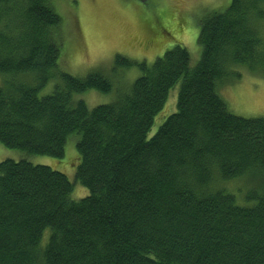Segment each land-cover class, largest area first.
I'll list each match as a JSON object with an SVG mask.
<instances>
[{
    "label": "trees",
    "instance_id": "trees-1",
    "mask_svg": "<svg viewBox=\"0 0 264 264\" xmlns=\"http://www.w3.org/2000/svg\"><path fill=\"white\" fill-rule=\"evenodd\" d=\"M54 3L0 0V144L23 155L0 163V264H264V117L219 93L239 68L264 78V0L207 10L197 63L181 45L152 65L117 55L113 72L141 75L95 108L75 97L113 81L60 70ZM68 146L73 178L28 160L62 162ZM236 179L251 183L243 203L217 184Z\"/></svg>",
    "mask_w": 264,
    "mask_h": 264
},
{
    "label": "rangeland",
    "instance_id": "rangeland-1",
    "mask_svg": "<svg viewBox=\"0 0 264 264\" xmlns=\"http://www.w3.org/2000/svg\"><path fill=\"white\" fill-rule=\"evenodd\" d=\"M55 9L63 20L65 44L59 59L60 70L72 76H86L99 71L109 76L114 84L112 94L96 91L77 95L90 108L115 101L117 90L127 89L141 73L138 70L113 72L114 60L122 55L138 62L152 65L157 58L177 45L184 46L191 54L193 63L202 56L199 43L200 21L207 10H225L231 0H54ZM264 32V28H263ZM241 77L228 80L219 86V93L229 110L244 118L264 117V78L239 68ZM12 77L0 74V86ZM55 80L43 94L53 91ZM177 90L170 95L166 109L156 119L150 135H154L167 117L176 112ZM172 100V101H171ZM170 102V103H169ZM67 150V149H66ZM73 147L68 146L65 160L60 162L45 156H32L34 164L50 166L70 178L75 176L70 157ZM20 161L23 155L0 144V163L5 160ZM234 191L243 203V192L250 182L245 179L217 182ZM75 198L87 194L76 188ZM89 193V192H88ZM81 199V198H80ZM46 237L42 244H46Z\"/></svg>",
    "mask_w": 264,
    "mask_h": 264
}]
</instances>
